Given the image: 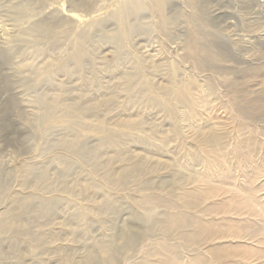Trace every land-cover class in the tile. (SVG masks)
<instances>
[{
    "label": "rangeland",
    "instance_id": "rangeland-1",
    "mask_svg": "<svg viewBox=\"0 0 264 264\" xmlns=\"http://www.w3.org/2000/svg\"><path fill=\"white\" fill-rule=\"evenodd\" d=\"M0 264H264V0H0Z\"/></svg>",
    "mask_w": 264,
    "mask_h": 264
},
{
    "label": "bare ground",
    "instance_id": "bare-ground-1",
    "mask_svg": "<svg viewBox=\"0 0 264 264\" xmlns=\"http://www.w3.org/2000/svg\"><path fill=\"white\" fill-rule=\"evenodd\" d=\"M156 2L158 4V6L160 7L162 5V3H163V0H156Z\"/></svg>",
    "mask_w": 264,
    "mask_h": 264
}]
</instances>
